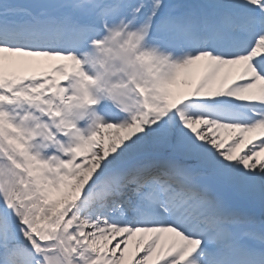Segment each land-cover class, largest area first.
I'll return each instance as SVG.
<instances>
[{"label": "snow or ice", "instance_id": "obj_1", "mask_svg": "<svg viewBox=\"0 0 264 264\" xmlns=\"http://www.w3.org/2000/svg\"><path fill=\"white\" fill-rule=\"evenodd\" d=\"M0 264H264V0H0Z\"/></svg>", "mask_w": 264, "mask_h": 264}, {"label": "clouds", "instance_id": "obj_2", "mask_svg": "<svg viewBox=\"0 0 264 264\" xmlns=\"http://www.w3.org/2000/svg\"><path fill=\"white\" fill-rule=\"evenodd\" d=\"M85 57V62L89 64L90 69L93 70V74L96 72L102 71L101 64L105 60L104 53L96 47L94 44L91 47L90 51H87L82 54Z\"/></svg>", "mask_w": 264, "mask_h": 264}, {"label": "rangeland", "instance_id": "obj_3", "mask_svg": "<svg viewBox=\"0 0 264 264\" xmlns=\"http://www.w3.org/2000/svg\"><path fill=\"white\" fill-rule=\"evenodd\" d=\"M85 135H87V134H85Z\"/></svg>", "mask_w": 264, "mask_h": 264}]
</instances>
